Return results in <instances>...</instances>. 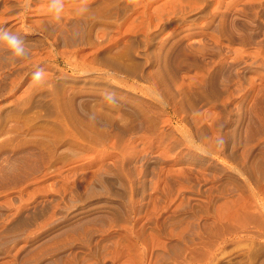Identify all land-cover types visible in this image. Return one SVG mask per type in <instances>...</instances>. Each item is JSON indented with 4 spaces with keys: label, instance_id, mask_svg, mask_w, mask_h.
I'll return each instance as SVG.
<instances>
[{
    "label": "rangeland",
    "instance_id": "obj_1",
    "mask_svg": "<svg viewBox=\"0 0 264 264\" xmlns=\"http://www.w3.org/2000/svg\"><path fill=\"white\" fill-rule=\"evenodd\" d=\"M49 4L0 0V264H264V0Z\"/></svg>",
    "mask_w": 264,
    "mask_h": 264
},
{
    "label": "clouds",
    "instance_id": "obj_2",
    "mask_svg": "<svg viewBox=\"0 0 264 264\" xmlns=\"http://www.w3.org/2000/svg\"><path fill=\"white\" fill-rule=\"evenodd\" d=\"M63 9L64 0H50L49 12L54 14L55 19H60V14ZM0 48L10 53V57L7 59L12 63L16 62L17 59H27L30 54L24 37L9 31L2 25H0ZM44 75V69L38 67L31 74L32 81L38 83L43 80ZM108 98L112 100L113 103L116 102L114 93L110 94Z\"/></svg>",
    "mask_w": 264,
    "mask_h": 264
}]
</instances>
